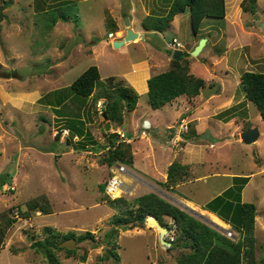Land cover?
<instances>
[{
    "label": "rangeland",
    "instance_id": "1",
    "mask_svg": "<svg viewBox=\"0 0 264 264\" xmlns=\"http://www.w3.org/2000/svg\"><path fill=\"white\" fill-rule=\"evenodd\" d=\"M26 1L0 0V219L15 220L7 226L0 245V264H49L32 246L34 241L53 235L57 237L51 239L56 241L66 233L79 236L87 230L94 233L95 242L76 241L72 251L53 249L62 264H115L111 255L101 260L113 247L120 256L119 264L178 263L184 250L169 249L159 242L153 248L156 228L147 220L143 226H121L115 237H107L112 218L123 213L125 202L135 205L137 198L154 189L148 182L157 183L129 170L130 164L120 158L110 162V152L115 150L111 141L129 143L128 151L127 145L123 150L127 155L133 144L143 147V152L136 153L139 164L153 175L161 173L175 154L174 161L189 167L184 179L202 176L203 196L234 175L253 176L250 202L264 210V119L241 84L245 71L264 72V0H257L255 12L250 9L251 0H226L225 19L205 18L198 34L192 31L186 11L166 31L141 35L119 48L113 47L112 40L124 37L130 27L140 29L150 12L163 13L161 0H35L34 8L41 6L40 15L19 20L22 7L32 11ZM12 3L16 4L11 9ZM59 7L68 20L58 19L49 27L50 14L45 10ZM174 37L188 53L185 61L190 72L204 79L206 87L219 85L217 93L182 95L157 109L150 106L145 93L138 107V114L143 115L134 118V124L126 113L122 124L104 117L106 97L98 99L102 85L91 96L72 94L62 105H53L60 94L54 90L69 93L68 86L91 65L99 66L105 81L110 73L124 70L130 59L142 58L155 48L159 51L155 61L165 67L164 53L173 55L168 43ZM201 38L208 42L194 56L192 51ZM170 68L171 63L167 70ZM145 118L150 120V128L143 127ZM181 123L187 124L186 131ZM70 126L84 127L92 136L73 137V131L66 129ZM252 127L259 128L260 137L246 144L241 132ZM191 130H195L193 135ZM207 130L214 140L202 138ZM59 133L61 138L56 140ZM154 138L162 144H152ZM120 164L129 171L120 197L124 202L112 204L101 185H106ZM256 188L258 200L254 198ZM36 198H45L51 212L28 213L27 203ZM127 230L132 232L125 233ZM230 239L238 242L240 238L233 235Z\"/></svg>",
    "mask_w": 264,
    "mask_h": 264
},
{
    "label": "trees",
    "instance_id": "2",
    "mask_svg": "<svg viewBox=\"0 0 264 264\" xmlns=\"http://www.w3.org/2000/svg\"><path fill=\"white\" fill-rule=\"evenodd\" d=\"M161 2L162 7L165 8L164 12L159 13L155 10L150 12L142 23L145 30L164 32L172 25V21L178 14L188 11L190 13L192 31L194 34H198L205 18L225 19L227 15L226 0H161ZM256 2L257 0H251L250 9L252 12L256 11ZM60 9L61 7L59 9L45 10V13L49 12L50 14L49 27L56 24L58 19L68 20L69 16L58 11ZM247 10L244 7V11ZM186 55L188 53L183 51V56L179 60L172 58L170 69L153 75L148 79L149 90L147 94L152 108H161L182 95L197 96L206 87L204 79L196 77L190 72V65L185 61ZM116 78V76H111L103 81L98 67L91 65L68 86L70 89L69 93L67 92L64 95L63 89L54 90L53 93L59 92L60 94L55 98L56 102L53 105H62L70 97L72 98V94L84 97L91 96L94 89L102 85L103 91L98 94V99L106 97L104 114H106L108 120L122 124L124 113L136 109L140 94L131 85L126 84L124 79L118 78L120 80H117ZM241 84L246 98L256 105L264 119V72L245 71L242 74ZM66 129L73 131V137L78 136L83 139L92 136L90 133V136L88 135L84 127L82 129L79 126H76V128H71L70 126V128L66 127ZM194 132L195 130H191L189 134L193 135ZM113 136L119 138L117 133H114ZM91 142L94 141L91 140ZM81 145L85 146L84 143H81ZM128 145L129 143L123 144L119 141H111V146L115 150L110 152V162L120 158V160L128 164H132L133 155L130 152V148L128 154L130 157L123 151L124 146L128 151L130 146ZM188 169L187 165L174 161L168 167V179L165 184L167 186L177 184L185 178V175H188ZM249 178L250 176L234 177L232 186L205 205L206 209L217 213L241 234L238 242L225 237L214 228L155 193H148L137 198L135 205L134 203L130 205V203L125 202L127 206L123 208V213L121 215L117 214L112 218V227L107 237H115L118 233V228L121 226H130V228L143 226L149 216H156L163 225L172 227L173 224L164 222V216H169L174 221L176 232V238L172 241L169 249L180 247L186 249L179 256L178 264H264V259L257 260L255 254L257 239L254 231L257 206L254 202L242 201V190L248 183ZM101 189H105V185H101ZM121 201L124 202L121 198H117L111 199L110 202L112 204H122ZM26 206L28 213L38 211L43 213L51 212L45 198L31 200ZM14 222L15 220L13 219H8L7 222L0 219V245L4 241L7 226ZM54 237L57 236L53 235L51 238ZM51 238L32 243V246L41 251L48 259L49 264H62L53 251L56 248H66L59 246L62 241L68 238H75L78 242L89 239L95 242L96 240L94 233L88 230L79 236L74 232L66 233L60 236V240L56 241ZM110 239L108 243L111 242ZM67 250L72 251L71 249ZM109 250V254L102 256L101 260L109 259L111 255L117 261L115 264H119L120 256L115 251V247L109 248ZM85 260L86 256H83L82 261Z\"/></svg>",
    "mask_w": 264,
    "mask_h": 264
},
{
    "label": "crops",
    "instance_id": "3",
    "mask_svg": "<svg viewBox=\"0 0 264 264\" xmlns=\"http://www.w3.org/2000/svg\"><path fill=\"white\" fill-rule=\"evenodd\" d=\"M14 2H16V0H14ZM35 2H36L35 0H27L25 2V4L28 7L32 8V11H28L25 8V6L22 7L21 8L22 14H19V15L20 16L23 15V16H21V18H20V16H18L19 20L20 19L28 20L32 16L36 18L38 15H40L39 12H41L40 11L41 6L39 5V7L37 6V8H34ZM15 4L16 3H12L10 5L11 9ZM17 5H18V3H17ZM5 9H6V7H5ZM9 9H10V7H9ZM14 17H15V15H14ZM15 18H17V17H15ZM174 20L172 21L173 25L175 23ZM133 29H134V31H136L140 34L138 37L140 39H141V35L147 36L149 34H158L159 33V32L147 31L143 28V26H141L140 29H138L134 26ZM123 38L124 37L113 39L112 44L115 40H121ZM101 43H102V41H100V43L96 45V48H98ZM126 44H128V43H125L123 46H125ZM148 51H151V52H148ZM148 51H147V54L145 56H143L142 58L130 59L127 67L124 70H122L121 72L116 73L114 71V72L110 73V76H117V77H121L122 79H125L126 82H128L129 85H131L140 94V97L143 94L148 92V89H149L148 79L150 77H152L153 75H156L158 73L166 71L168 66L171 63V60H172V55H169V54L165 55V53H164V56H165L164 61L166 62L167 65L165 67L160 66V63L155 61V58L157 57V53L159 51L155 48H151ZM101 78H105V77H101ZM139 104L140 103L138 101V105H137L136 109L133 111L127 112L125 115L126 119L130 118V120H131L130 122L133 124H134V120H135L134 118H137V117L141 118L143 115V114H141V115L138 114ZM144 120H149V119L145 118ZM149 122H150V120H149ZM168 127H170V125H168ZM120 131H122V130H120ZM135 132H136V130H135ZM198 132H199V134H202L204 131H198ZM132 139H134V136L132 137ZM151 142H152V144H154V143L162 144V142L157 141V138L151 139ZM198 144H201V143H198ZM201 145L204 146L205 144H201ZM153 146L154 145H151V147H153ZM206 146H208V144ZM142 149H143V147L140 148V146L138 148H136L134 146V144L131 146V151H132V155H133V162H132V164H130L128 169L134 173L135 172H137V173L141 172V173L145 174L146 176H148L149 178H151L157 182L156 184L148 182L149 186L154 188L149 193L152 192V193L159 195L160 197H163L164 199H167L168 201H170L174 205L178 206L180 209L184 210L185 212H188L190 215L194 216L198 220H200V221L204 222L205 224L209 225L210 227L214 228L220 234L224 235L225 237H227L229 239L231 237H229L226 234L225 229L231 230L235 237H236V235H238L240 238L241 234L238 231H236L235 229H233L232 225L229 222L222 219L217 213H215L209 209H206L205 205L210 200H212L214 197L218 196L223 191H225L227 188L232 186L234 183V177H236V176H250V175H234L233 177L229 176V177H231L230 178L231 180L227 181L225 185H221V186L217 187V189H215L211 192L207 191L208 193L203 196L204 192L202 190L204 187L200 182L202 179L201 178L202 176L196 177L195 175H192V177H190L188 179H183V180L179 181L177 184H174L171 186H167L165 184V182L168 179V174H167L168 173L167 172L168 167L173 163V161H174L173 159L176 158V156H174L175 154L173 155L170 162L167 165H165V167H163V170H161L162 171L161 173H158V175H153V174L149 173L146 169H144L145 167H142L139 164L140 161L138 160L136 153H139L140 151L143 152ZM189 162H190V160H188V163ZM218 174L219 173H216V175H218ZM166 176H167V178H165ZM203 176L205 177L206 175H203ZM253 178H254L253 176H250L248 183L244 186V188L242 190V201L243 202H250L251 198L253 197V194L249 195V189H250V187L254 181ZM161 182H163L162 183L163 187L160 185ZM255 191H256V193H255L256 196L254 198H257V200H258L259 199L258 189L256 188ZM257 194H258V196H257ZM256 206H257V215L255 218V237L257 238V244H256L257 248H256L255 254H256V259L260 260V259H264V210H260L259 206L258 205H256ZM150 217L151 216H149L147 218V221ZM172 221H173V219L170 218L169 216H164V222L171 223ZM130 232H132V231L127 230V232H125V233H130ZM155 239H157V241H155V244H153V245H155V246H153V248L156 249V243H158V242L161 243L159 230H157V228L155 229ZM180 248L183 249L184 251L186 250L183 247H180ZM149 264H178V263H176V262L157 263L154 260H152V261L150 260Z\"/></svg>",
    "mask_w": 264,
    "mask_h": 264
},
{
    "label": "water",
    "instance_id": "4",
    "mask_svg": "<svg viewBox=\"0 0 264 264\" xmlns=\"http://www.w3.org/2000/svg\"><path fill=\"white\" fill-rule=\"evenodd\" d=\"M126 20H127L126 24H129L128 18ZM262 26L264 28V23H262ZM139 35L140 34L138 32L134 31V29L130 27V28H128L126 35L124 36L123 39L115 40L113 42V47L119 48V47L123 46L126 42H130L131 40L138 38ZM207 42H208L207 38H201L199 40L198 44L195 46L194 50L192 51V54L194 56H198L202 52V50L204 49ZM182 56H183L182 50H175L173 52L172 58L179 60ZM220 89H221V87L219 85L213 84L211 86L205 87L202 90V94L205 97H209L211 94L217 93ZM104 117L107 118L106 114H104ZM107 128H109V124H107ZM259 137H260V130L258 127H252V128H249V129L241 132L242 141L246 144L255 143L259 139ZM60 138H61V133H59L55 136L56 140H59ZM202 138L206 139V140H210V141L215 139L211 135L210 131H208V130L202 134ZM67 143H69V140L67 141ZM148 222L151 224H154L155 228H157L159 230L161 244H163L165 246H171L172 243L169 242L165 237L167 232H168V228L162 224V222L159 220V218L156 216H151L148 219ZM75 245H76V239L75 238H68L59 244L60 247H66L68 249H73L75 247Z\"/></svg>",
    "mask_w": 264,
    "mask_h": 264
},
{
    "label": "built area",
    "instance_id": "5",
    "mask_svg": "<svg viewBox=\"0 0 264 264\" xmlns=\"http://www.w3.org/2000/svg\"><path fill=\"white\" fill-rule=\"evenodd\" d=\"M110 35L112 37L114 35V33H110ZM168 46L170 48H172L174 51L175 50H183V48H184L183 43L181 41H179V39L176 37H174L173 40L168 43ZM180 125H181L180 127L183 131H186L188 129L187 124L181 123ZM143 127H145V128L151 127V123L149 122V120H144ZM118 133L121 135V137L124 136L122 131H119ZM179 137L181 138V133H180V135H178V138ZM128 172L129 171L127 170V168L122 164L117 165L115 167L112 175L107 179L106 185H105V193L110 199H117V198H120L122 196L123 190H124V185H125V181H124L125 177L124 176ZM170 224L171 225L173 224V226L167 227L168 232H167L165 237L169 242L172 243V241H174L176 238V232H175L174 221H172ZM225 231L229 237L233 236V232L231 230L225 229Z\"/></svg>",
    "mask_w": 264,
    "mask_h": 264
},
{
    "label": "clouds",
    "instance_id": "6",
    "mask_svg": "<svg viewBox=\"0 0 264 264\" xmlns=\"http://www.w3.org/2000/svg\"><path fill=\"white\" fill-rule=\"evenodd\" d=\"M183 51V50H182Z\"/></svg>",
    "mask_w": 264,
    "mask_h": 264
}]
</instances>
